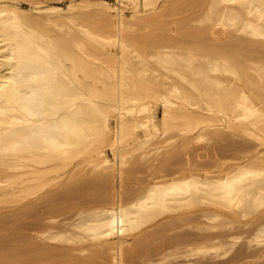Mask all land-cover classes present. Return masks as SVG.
Instances as JSON below:
<instances>
[{
	"label": "bare ground",
	"instance_id": "bare-ground-1",
	"mask_svg": "<svg viewBox=\"0 0 264 264\" xmlns=\"http://www.w3.org/2000/svg\"><path fill=\"white\" fill-rule=\"evenodd\" d=\"M27 1L0 0V210L63 204L91 174L112 183L106 200L68 204L72 216L41 233L68 246L67 264H133L149 230L165 241L143 263L264 260V0ZM225 133L242 139L237 154L187 155ZM179 151L182 167L123 190L136 159L163 155L164 170Z\"/></svg>",
	"mask_w": 264,
	"mask_h": 264
},
{
	"label": "rangeland",
	"instance_id": "rangeland-1",
	"mask_svg": "<svg viewBox=\"0 0 264 264\" xmlns=\"http://www.w3.org/2000/svg\"><path fill=\"white\" fill-rule=\"evenodd\" d=\"M27 0H25V2H26ZM64 1V0H63ZM66 1V0H65ZM64 1V2H65ZM108 1H110V2H113L112 0H108ZM24 2V0H20V3H21V5L22 6H27L28 5V1H27V3H25ZM182 14H184V16L182 15ZM183 17H182V16ZM185 15H186V13H183V12H181V13H179V18H180V20L182 21V19L185 17ZM174 17V19L175 20H173V18H172V16L171 17H168V19L166 18L165 19V22H168L169 20H170V23H173L172 24V26L171 27H174V26H178L179 27V25L177 24V21H178V23L179 24H181V21L178 19V14H176V16L175 15H173ZM172 18V19H171ZM175 21V22H171V21ZM169 23V22H168ZM171 25V24H170ZM177 28V27H176ZM227 137V138H226ZM231 136L229 135V133L227 134V133H225L224 135H222L221 137H219V138H217V139H215L213 142H211V143H207V142H202V143H197L196 145H194L193 147H194V149H193V147H190L189 149H188V154L187 155H190L192 158H193V156H194V158H195V156L197 155H199V158L196 156V159H198L197 160V162H196V164L197 165H206L207 163H211V162H213L215 159H222V160H224V159H227V158H229V156H231V155H233V154H237L238 152L236 151V150H234L233 149V146H232V143H233V145L236 143V142H238V140L239 141H241L242 139H240V137H237V136H235V137H231ZM229 139H231L229 142H228V140ZM232 141V142H231ZM234 141V142H233ZM231 143V144H230ZM227 144H230V146H232V148H228V147H230L229 145H227ZM228 146V147H227ZM182 152V153H181ZM183 151H179L177 154L175 153V154H172V155H170V156H167L166 158L168 159V163H167V168H166V166L164 167V170H162L163 168H160L159 167V161L161 160V158H163V155L162 156H160L159 158H157V159H155L154 157L152 158H149V160L147 159H145V160H141L142 162L140 163V160H138V159H136L137 161V163L135 164V165H130V166H128L126 169H125V171H124V176H126L127 175V179H126V177H124L123 176V178H124V182H122L123 184H122V188H123V190H128V192L127 193H131L133 190H136V189H138L140 186H143L144 184H145V182H147L148 181V179L149 178H147V177H150L151 176V174L152 175H154L153 173L154 172H157L156 173V175H160V174H166L167 172L169 173V172H172L173 170H175V169H178V168H180V167H182L183 165H184V163H185V158H186V156H184L183 157ZM185 155V154H184ZM165 157V156H164ZM172 157V158H171ZM201 157V158H200ZM152 159V160H151ZM153 160H154V162H153ZM156 160V161H155ZM184 160V161H183ZM151 161V162H150ZM149 162V163H148ZM158 162V163H157ZM179 163L180 162V164H175V163ZM153 163V164H152ZM174 163L175 164V166H174V164L172 165V164ZM142 165V166H141ZM150 165H152V166H150ZM157 165V166H156ZM171 165L172 167H174V168H172L171 166V168L169 167V166ZM134 166V167H133ZM142 168H141V167ZM145 166V167H144ZM130 167V168H129ZM137 167V168H136ZM153 167V168H152ZM152 168V169H151ZM169 168H170V170H169ZM149 169V170H148ZM156 171H155V170ZM162 171V172H160V171ZM167 170V172L165 173L164 171H166ZM87 171H89L88 169H87ZM87 171H86V173H87ZM152 171V172H151ZM131 173V174H130ZM87 175V174H86ZM80 176L81 177V179H78V178H80V177H77L75 180L77 181V179L81 182H79V181H77V183H74L73 185L71 184L67 189L69 190V193H67V198L69 199H66L64 202H63V204L62 203H59L58 201V203L57 202H55V200L57 199V197H54L53 198V200H52V198H45V200L44 199H41V200H37V201H35V202H33V203H31L32 205H30V207L29 206H27V207H24L23 208V204H20V205H17V206H15V207H6V208H2L1 210H0V241H2V242H0V244H2V245H0V249L2 250V252H3V254H2V252L0 251V255H4V256H0V261H2V262H0V264H56L57 262H55L54 260H57L58 259V257L60 258L59 260L60 261H58V263L57 264H67V263H65V261H66V259H64V256H65V252H66V254L69 252L68 251V246H64L63 245V249H61V250H59V251H57L58 249H57V242L56 243H53L52 241H51V243H49L50 241H45V239H43V237H41L42 236V231H44L43 229H45V231H47V230H49V229H53V227H54V229H57V219H59V217H60V219L58 220V221H63V218H64V220L65 219H67L66 217L68 216V218L70 217V216H72L71 214H73V212H75L77 209H79V208H81L80 207V205L79 204H82L81 206L82 207H85V206H87V205H92V203H94V202H96V200L98 199V196H99V198L100 199H98L97 200V202H96V204L95 205H97V204H99V203H101V202H104L106 199H105V197L110 193V191L112 190V183H107V182H104L105 180H104V178L103 177H99V176H96L95 178H94V176L95 175H91V174H88V176ZM131 175V176H130ZM148 175H150V176H148ZM90 176V177H89ZM91 176H92V178H91ZM84 177H86L85 179H84ZM98 177V178H97ZM94 178V179H93ZM129 178V179H128ZM91 179V180H90ZM147 179V180H146ZM96 180V181H95ZM75 181V182H76ZM93 181H95V182H93ZM135 181V182H134ZM89 182V183H88ZM92 182V183H91ZM100 182H102V183H100ZM104 182V183H103ZM139 182H140V184H139ZM94 183V184H93ZM105 183H107V184H105ZM142 183V184H141ZM80 184V185H79ZM89 184H90V186H89ZM92 184V185H91ZM102 186V187H104V189L100 186V185ZM138 184H139V186H138ZM76 185H78V186H81V187H79V189L77 190V187L78 186H76ZM84 185H86V187H88V188H86V187H84ZM88 185V186H87ZM105 185H106V188H105ZM76 186V187H75ZM92 186V187H91ZM94 186V187H93ZM107 186H108V188H107ZM130 186V187H129ZM138 186V187H137ZM134 187H136V188H134ZM75 188V189H74ZM84 188H86V189H88L89 190V188H90V190L87 192V190L86 189H84ZM99 189H101V190H99ZM103 189V190H102ZM106 189V190H105ZM110 189V190H109ZM73 190V191H72ZM95 190V191H94ZM132 190V191H131ZM99 191L101 192V196H100V194H99ZM126 191H124V192H126ZM96 194H95V193ZM83 193V194H82ZM85 193V194H84ZM86 193H87V196H86ZM93 193L95 194V196L93 195ZM103 193V194H102ZM99 194V195H98ZM84 195V196H83ZM93 195V196H92ZM105 195V196H104ZM71 196V197H70ZM103 196V198H101ZM76 197V198H75ZM78 197H81V198H78ZM86 197H87V199H86ZM90 197H91V199H93V200H91L92 201V203H91V201L89 200L90 199ZM93 197H95V198H93ZM75 198V199H74ZM55 199V200H54ZM73 199V200H72ZM82 199V201H79V200H81ZM96 199V200H95ZM105 199V200H104ZM44 200V201H43ZM75 200H76V202L77 203H75ZM47 201V202H46ZM55 202V203H57V204H55V203H53V202ZM72 203H71V202ZM73 201H74V203H73ZM79 201V202H78ZM52 202V203H51ZM70 202V203H69ZM82 202V203H81ZM86 203V204H85ZM59 204V205H58ZM68 204H71V205H73L74 204V206H70V205H68ZM78 204V205H77ZM93 204V205H94ZM62 207H61V206ZM77 205V206H76ZM85 205V206H84ZM65 206H66V208H65ZM69 206H70V208H73V209H70L69 208ZM75 206H76V209H75ZM59 207V208H58ZM79 207V208H78ZM19 208V209H18ZM21 208V209H20ZM63 210V211H61V209ZM70 209V211H72V210H74L73 212H70L69 211V209ZM5 209V210H4ZM7 209V210H6ZM9 209V210H8ZM27 210V211H23V210ZM29 209V210H28ZM64 209H66V210H64ZM68 209V210H67ZM12 211L11 213L9 212V211ZM18 210V211H17ZM20 210H22V211H20ZM6 211H8L7 212V214H6ZM13 211H14V215H11V214H13ZM16 211V212H15ZM59 211H61V212H59ZM65 211V212H64ZM67 211V212H66ZM5 212V213H4ZM21 214H20V213ZM58 212V213H57ZM10 213V214H9ZM16 213H18V215L16 214ZM24 213V214H23ZM63 213V214H62ZM70 213V214H69ZM1 214H2V216H1ZM60 215V216H59ZM16 216V217H15ZM52 219H53V221H55V224H54V222H52L53 223V225L51 224V221H52ZM50 225V226H49ZM55 225V226H54ZM46 227H48V228H46ZM151 230H149L148 232H150ZM148 232H146V234L143 236H140V237H142L141 239L140 238H135L133 241H132V248L134 247V246H136V247H134L133 248V250L132 251H134L135 250V252L133 253L132 251H130L131 253H128L127 254V256L126 257H128L127 259L129 260V261H131V263H133V264H141V263H143V261H141V260H143V259H146V258H148V257H150V255L152 254V252L150 251V249H152V248H149V250H148V248H146V247H148V246H154L155 244L157 245H159V243L160 242H164L165 240H163L164 238H165V236L163 235V234H165L164 232L163 233H157V234H155L154 236L153 235H149V234H147ZM185 232H187V230L186 231H184V232H179L180 234L181 233H185ZM190 231L188 230V232L187 233H189ZM212 232V233H211ZM216 232H217V234H218V230H216V231H209V234H213V235H216ZM178 233V234H179ZM207 234V233H206ZM147 235H149L148 237H147ZM159 235V236H158ZM150 236H152L151 237V239L149 238ZM155 236H157V237H155ZM161 236V237H160ZM41 237V238H40ZM149 238V239H148ZM158 238V239H157ZM162 238V239H161ZM4 239V240H3ZM5 239H6V241H5ZM146 241H144V240ZM147 239H148V241H147ZM154 239V241H151L150 242V240H153ZM155 239H157V241L158 242H156L155 241ZM161 239V240H160ZM7 241H8V243H7ZM139 241H140V245L139 244H135V242L136 243H139ZM143 242V243H142ZM148 242H150V244L148 243ZM153 242V243H152ZM3 243H5L4 245H3ZM147 243V245H145ZM53 244H54V246H53ZM134 244V245H133ZM144 246H143V245ZM152 244V245H151ZM154 244V245H153ZM42 245H44L43 247H42ZM45 245H47V247L45 246ZM137 245H139L138 247H137ZM9 247L8 249L7 248H5V250H4V247ZM13 246V247H12ZM14 246H15V248H14ZM34 246V247H33ZM42 248H41V247ZM33 247V248H32ZM39 247V248H38ZM56 247V248H55ZM3 248V249H2ZM13 248V249H12ZM29 248H30V250H29ZM65 248H66V250H65ZM147 250H146V249ZM11 249V250H10ZM17 249V250H16ZM39 250L40 251V254H38V252L37 251H35L34 252V250ZM42 249V250H41ZM53 249V250H52ZM14 250V251H13ZM33 250V251H32ZM49 250V251H48ZM62 250L64 251L65 250V252H62ZM7 251V252H6ZM11 251V252H10ZM16 251V252H15ZM17 251H18V254H17ZM23 251V252H22ZM33 252V253H31V252ZM51 251V252H50ZM68 251V252H67ZM145 251V252H144ZM147 251H149V252H147ZM14 252V253H13ZM21 252V253H20ZM62 252V254H60ZM13 253V254H12ZM17 255H16V254ZM23 253V254H22ZM35 253H37L38 255L37 256H35L36 254ZM49 255V253H50V255H52L53 253V255L55 256L56 255V257H54L53 255L52 256H48V257H46L47 255ZM57 253H59V254H57ZM148 253V254H147ZM149 253H151V254H149ZM6 254V255H5ZM15 254V255H14ZM26 254V255H25ZM32 254H33V256H32ZM43 254V255H42ZM45 254V255H44ZM72 254H75V253H72ZM131 254H133V255H131ZM145 254V255H144ZM10 255V256H9ZM16 257V258H14V256ZM19 255V256H18ZM28 255V256H27ZM13 256V257H12ZM22 256H23V258H22ZM25 256V257H24ZM35 256V257H34ZM40 256V257H39ZM131 258H130V257ZM214 256V254L213 253H211V254H205L204 256H202V258L201 257H199V258H197L196 260V263L195 264H209L210 262H211V258ZM10 257L12 258V259H10ZM37 257V258H36ZM38 257H39V259H38ZM61 257H63V258H61ZM133 257V258H132ZM1 258H2V260H1ZM3 258H4V260H6V261H4L3 260ZM5 258H8V259H5ZM26 258V259H25ZM36 258V262H34V259ZM43 258V259H42ZM52 258V259H51ZM143 258V259H142ZM25 261H24V260ZM38 259V260H37ZM64 259V260H63ZM224 260V259H228L227 257L226 258H219L217 261H221V260ZM41 260V261H40ZM48 260H52V261H48ZM134 261H135V263H134ZM140 261H141V263H140ZM216 261V260H215ZM61 262V263H60ZM209 262V263H208ZM258 262H260V264H264V260H262V261H258ZM256 263V264H259V263ZM95 264H99V262L97 261ZM143 264H147V263H143Z\"/></svg>",
	"mask_w": 264,
	"mask_h": 264
}]
</instances>
